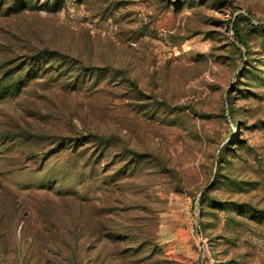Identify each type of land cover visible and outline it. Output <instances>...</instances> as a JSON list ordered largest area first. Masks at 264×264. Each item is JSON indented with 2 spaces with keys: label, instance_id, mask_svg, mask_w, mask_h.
Listing matches in <instances>:
<instances>
[{
  "label": "rangeland",
  "instance_id": "374dc122",
  "mask_svg": "<svg viewBox=\"0 0 264 264\" xmlns=\"http://www.w3.org/2000/svg\"><path fill=\"white\" fill-rule=\"evenodd\" d=\"M13 1L0 264H264V0Z\"/></svg>",
  "mask_w": 264,
  "mask_h": 264
},
{
  "label": "trees",
  "instance_id": "16d2710c",
  "mask_svg": "<svg viewBox=\"0 0 264 264\" xmlns=\"http://www.w3.org/2000/svg\"><path fill=\"white\" fill-rule=\"evenodd\" d=\"M23 3H24V0H14L12 2L11 6L9 7V9L13 10L14 12H19L23 8ZM259 28L264 31V26H260ZM232 29L234 30V36H235L237 42L245 50H247L249 48V44L247 43V41L245 40L243 35H241V33L238 31L237 28L234 27V25H232ZM28 62L30 64L29 65L30 67H35V68H38L39 70L41 68H43V66L46 67L48 64H50V65H48L49 69L55 70V69H61L65 65L73 66L76 61H73V59L71 57L63 56V55H60L59 53H55V52L49 51L47 49H39L34 56L29 58ZM83 69L86 70V73H88L89 77H91V78L95 77V75L97 77V76H101L103 74H107L106 69H102V68L85 67ZM14 88H16L15 85L13 87L12 86H3V87L0 86V97H4V96L8 95L10 92H12L14 90ZM229 113L231 114V110H229ZM91 136L95 140H98L105 145H109V143H110L109 137H106L104 135H99V134L95 133V134H92ZM136 154H138V153H136ZM203 197H204V195H203ZM203 197H201L200 200H203ZM251 211L254 212L253 214H255L257 209L251 208Z\"/></svg>",
  "mask_w": 264,
  "mask_h": 264
}]
</instances>
